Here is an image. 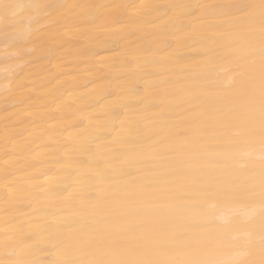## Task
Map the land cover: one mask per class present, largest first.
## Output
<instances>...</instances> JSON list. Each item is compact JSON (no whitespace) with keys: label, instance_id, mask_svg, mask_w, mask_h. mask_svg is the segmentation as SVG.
Wrapping results in <instances>:
<instances>
[{"label":"bare ground","instance_id":"6f19581e","mask_svg":"<svg viewBox=\"0 0 264 264\" xmlns=\"http://www.w3.org/2000/svg\"><path fill=\"white\" fill-rule=\"evenodd\" d=\"M39 2L78 7H65L38 35L27 20L16 24L12 34L0 25V254L5 232L15 237L22 227L37 247H50L41 228L52 224L64 231L74 222L70 244L83 247L82 259L92 258L97 245L112 243L111 238H127L119 243L149 252L158 249L156 258L167 259L168 247L161 245L178 213L173 215L166 204L182 193L178 185L218 181L222 174L241 184L260 182L264 151L259 139L225 147L220 142V137L242 136L250 122L259 125L260 22L237 28L227 15L205 19L201 12L188 16L186 9L165 7L238 0ZM17 14L23 18L28 12ZM25 43L34 49L31 54ZM125 57L131 69L119 67ZM237 62L243 79L251 81V103L249 93L240 92L239 79L223 86ZM126 88L132 93L126 95ZM112 107L121 108L120 120L110 116ZM122 124L135 134L128 137ZM224 139L223 144L234 141ZM92 140L91 166L65 191L60 175L66 171L65 146ZM216 158L223 165L219 171L212 166ZM260 207L257 196L218 213V220L227 222L236 214L258 240ZM194 208L198 215L199 205ZM119 218L126 223L119 225ZM152 223L154 229H147ZM232 235L236 244L206 247L193 256L241 258L247 251L243 231ZM28 258L50 264L64 259L65 251Z\"/></svg>","mask_w":264,"mask_h":264},{"label":"snow or ice","instance_id":"6c2138e0","mask_svg":"<svg viewBox=\"0 0 264 264\" xmlns=\"http://www.w3.org/2000/svg\"><path fill=\"white\" fill-rule=\"evenodd\" d=\"M65 7H78L67 6L59 3H43L33 2V0H0V25H3V31L6 34H12L16 24L27 20L29 26L32 28V34L38 35L43 33L50 26L49 20L56 14L63 11ZM104 7V6H101ZM121 7V6H115ZM143 7H159L148 6ZM169 9L182 8L187 10L188 16H196L197 12L203 14V18L212 19L221 15L232 17L237 28L247 27L252 25L257 19L260 22L261 29V87H260V114L259 125L250 122L244 131L247 138H259L261 150L264 151V0H259L258 3L249 2V0H238V2L230 4H202V5H167ZM17 10H25L28 15L21 18L17 14ZM167 15V12H165ZM118 25L122 21L116 22ZM133 23H136L133 21ZM29 54L34 49L28 44H22ZM16 55V54H13ZM100 55V53H96ZM135 53H130L129 56H136ZM218 60L227 62L228 57H218ZM119 63L118 58L113 59V66ZM119 67L128 69L132 68V62L128 57L124 58V63H119ZM234 74L229 76L223 86L225 88L231 87L233 82L237 79L241 81L240 92L249 93L250 103L254 101V97L250 95L251 81H245L244 72L241 70L239 63L231 70ZM19 75L17 79H19ZM23 87V86H22ZM132 89L126 88L125 94H131ZM23 102V101H21ZM122 107L126 108L127 105ZM114 121L120 120L122 110L119 107H112L109 112ZM126 128V135L128 137L135 134L133 127H128L124 124L121 125ZM112 131H116L115 127ZM84 146H77L75 144L65 146V157L62 163L66 171H62V183H67V187L71 188L73 178L76 181L82 179L81 172L86 167H90L89 159L92 155L91 144ZM79 156L86 157L85 159L78 158ZM264 160V156L261 157ZM61 163V161H58ZM7 179V177H5ZM182 196L199 205L198 208V221L200 235L196 238L186 241L187 247L200 252L201 249L206 247H226L236 244L237 237L232 235L233 232L243 231V247L247 249L239 259L232 261H223L212 257L211 255H195L189 259L176 261L170 259L156 258L159 254L158 249H153L151 252L142 248H132L129 245L119 242L108 243L104 246L97 245V253L90 259H82L81 253L83 247H72L71 230L75 227L74 222H69L64 231H58L52 224L41 228L40 234L47 235L48 244L50 247H37L32 235L27 233L22 227L17 229L15 237H9L5 232L2 238V254H0V264H45L44 261L34 260L28 258L29 255H39L48 253L53 250L65 251V258L57 261L50 262V264H264V169L261 172V179L259 189L257 191L255 185L235 184L232 182H217V181H203L196 182L181 193ZM259 197L261 201L260 218H259V239H254L252 232L246 230V223L242 221L238 215L233 214L231 219L227 222H220L218 220V213L225 214L226 210H231L235 205L255 199ZM8 223V222H6ZM91 246V245H89Z\"/></svg>","mask_w":264,"mask_h":264},{"label":"rangeland","instance_id":"374dc122","mask_svg":"<svg viewBox=\"0 0 264 264\" xmlns=\"http://www.w3.org/2000/svg\"><path fill=\"white\" fill-rule=\"evenodd\" d=\"M244 134V133H243ZM243 134H242V136H243ZM242 136H240V137H238L239 139H241V140H239L237 137V139L235 138V137H232V138H226V139H224L223 137H220V142H221V144L222 145H224V147L225 146H229V145H234V144H236V145H238V144H246L247 142H250V141H256V140H258V139H252V140H250V138L248 139L247 137H245V135L243 136L244 137V139L246 140V141H243V138H242ZM233 138H235V140L233 139ZM219 139V138H218ZM223 139L225 140V142L226 141H228V139H230L229 140V142L233 139L234 141H231V143H228V142H226V143H222V142H224L223 141ZM239 142H238V141ZM219 141V140H218ZM217 141V142H218ZM241 141H242V143H241ZM220 142H218L217 144L218 145H221L220 144ZM234 142V143H233ZM236 142V143H235ZM246 142V143H245ZM216 144V143H215ZM220 158H216V159H214V160H212V166H213V168H214V171L216 170V171H219V170H221L222 169V166H219L221 163H220ZM214 162V163H213ZM215 164V165H214ZM217 164V165H216ZM219 164V165H218ZM262 172V171H261ZM261 172H259V176L261 177ZM221 173V172H220ZM222 174V173H221ZM221 174H220V176H221ZM229 175H227V174H222V178L221 179H218V181L217 182H221V180H222V182H224V183H227V182H232V183H235V184H241L240 182L242 181V180H240V181H238L237 179H232V178H230V177H228ZM225 177V178H224ZM179 178V177H178ZM225 179V180H224ZM214 181H216V180H214ZM226 181V182H225ZM260 183V182H259ZM192 184H194V183H191V184H187V185H185V186H181V185H178V188L181 190V191H183V189L184 188H187V187H189L190 185H192ZM252 185H255V187H256V189H257V191H258V189H259V184H258V182H256V181H254L253 182V184ZM177 199V200H176ZM176 200V201H175ZM175 200H173L172 199V201L173 202H171L170 201V203L168 204H166L167 205V207L168 208H170L171 209V212H172V214L173 215H176L177 213V219L175 220L176 222H175V224H174V226H170V232H168L166 235H163V236H166V242L167 241H169L168 243H164L163 245H161V248H165V247H168V248H166L164 251L166 252V253H170V255H167L168 257H167V259H170V260H173V259H175L176 261H182V260H184V259H186L187 257H190V256H193L194 254H197V253H199V252H196L194 249H191V248H189V247H187V245H185L186 244V241H188L190 238L191 239H193V237H194V235H199L200 234V230H199V227H198V225H199V221L197 220V212H196V208H194L195 207V205L197 204L196 202H194V201H191V200H189L188 198H186V197H184V196H182L181 194L179 195V197L177 198H175ZM188 200V201H187ZM176 202V203H175ZM192 202V203H191ZM174 204V205H173ZM182 205V206H181ZM182 209H181V208ZM183 207H184V209H183ZM186 207V208H185ZM175 208V209H174ZM178 208V209H177ZM172 209L174 210V211H172ZM186 209H189V210H186ZM179 210V211H178ZM189 211V212H188ZM182 212H183V214H182ZM196 212V213H195ZM179 213H180V215H179ZM189 215V216H188ZM197 215V216H196ZM182 216H184V217H182ZM195 218V219H194ZM121 219H123V218H119L118 220L116 219V221L117 222H119V225H122L123 223L125 224L126 222H122L121 221ZM185 219V220H184ZM190 219V220H189ZM161 222H163V220L161 221ZM122 223V224H121ZM181 223V224H180ZM123 224V225H124ZM147 225V224H146ZM155 224L154 223H152L151 224V226H149V224L147 225V226H149V228H147V229H154V226ZM158 225L159 226H161L162 224L161 223H158ZM196 227V228H195ZM177 228V229H176ZM174 229V231H172ZM175 230H177V231H175ZM183 230V231H182ZM190 230V231H189ZM194 230V231H193ZM196 230H198L197 232H196ZM176 233V234H175ZM154 236H157L156 234H154ZM187 237L189 238L188 240H186L187 239ZM127 238H122V239H114V238H111L110 239V241H112V242H116V241H118V242H121V241H125ZM180 242V243H179ZM181 244H182V246H181ZM171 247V248H170ZM172 248H173V250H172ZM203 249H206V248H203ZM203 249H201L200 251H202ZM175 250V251H174ZM184 254V258H183V254ZM174 253V254H173ZM179 253V254H178ZM186 253H188L189 255L187 256V254ZM186 254V255H185ZM180 256V257H179ZM174 257V258H173ZM172 258V259H171Z\"/></svg>","mask_w":264,"mask_h":264}]
</instances>
